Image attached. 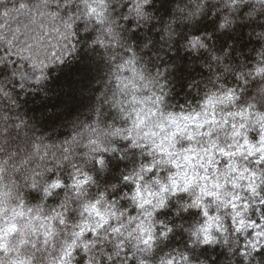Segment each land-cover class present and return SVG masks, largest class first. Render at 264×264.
Segmentation results:
<instances>
[{
  "label": "clouds",
  "instance_id": "obj_1",
  "mask_svg": "<svg viewBox=\"0 0 264 264\" xmlns=\"http://www.w3.org/2000/svg\"><path fill=\"white\" fill-rule=\"evenodd\" d=\"M0 264H264V0H0Z\"/></svg>",
  "mask_w": 264,
  "mask_h": 264
}]
</instances>
